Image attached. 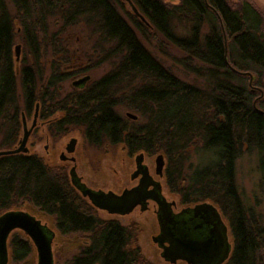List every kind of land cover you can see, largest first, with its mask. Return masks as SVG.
Listing matches in <instances>:
<instances>
[{
	"label": "trees",
	"instance_id": "trees-1",
	"mask_svg": "<svg viewBox=\"0 0 264 264\" xmlns=\"http://www.w3.org/2000/svg\"><path fill=\"white\" fill-rule=\"evenodd\" d=\"M8 1L0 0V149L13 148L21 110L30 115L38 103L42 118L60 114L50 131L80 126L89 145L122 144L129 155L162 153L169 192L185 203L210 200L227 219L232 248L223 264H264V223L246 210L235 183L243 152L255 151L264 170V13L252 0H130L145 21L122 0ZM80 23L93 37L87 67L107 62L110 68L83 90L60 94L58 82L70 73L54 57L68 56L64 33ZM16 36L30 57L20 61V95ZM156 37L182 52L178 63L201 84L152 54L142 39ZM48 54L51 73L44 81ZM118 105L138 118L121 116ZM198 144L215 160L191 168L189 149ZM24 203L51 217L60 236L82 239L62 264H147L136 227L101 217L63 165L51 166L36 153L1 155L0 214ZM8 248L19 262L33 244L18 231Z\"/></svg>",
	"mask_w": 264,
	"mask_h": 264
},
{
	"label": "rangeland",
	"instance_id": "rangeland-1",
	"mask_svg": "<svg viewBox=\"0 0 264 264\" xmlns=\"http://www.w3.org/2000/svg\"><path fill=\"white\" fill-rule=\"evenodd\" d=\"M122 1H124L125 9L132 12L127 1ZM163 1L167 3H177L179 0ZM228 1L232 3L236 2V0ZM7 2L9 3L8 0ZM252 2L264 13V0H252ZM176 29L179 32H182L180 27H177ZM92 41L93 37L90 35L88 28L81 23L68 28V30L64 33V43L66 45L68 56H64L63 58L62 56L60 57V55H56L54 58L58 59L57 62L59 63V69L70 74L66 79L58 82L60 94H64L75 88L72 82L85 74L90 75V80L87 82L88 85L90 82L98 79L109 70L110 66L107 62L101 63L92 68L87 67L89 62V56L87 57V55L91 54ZM142 41L156 58H158L165 66L170 67L179 77L197 84L202 83V81L195 78L193 74L186 73L183 70L177 61V59L182 56V52L167 40L162 37H156L150 38L149 40L142 39ZM16 47H18V49H16ZM23 50L24 46L22 40L20 36H16L13 47V57L15 61L16 73L18 75L17 91L19 95L20 86L18 70L20 67V61L24 55L26 60H30V57L26 55ZM49 54L44 56V81L51 73L50 64L53 56ZM59 57L62 60H60ZM262 81L264 82V75L262 77ZM43 83L44 82L41 84ZM19 102L22 104L21 98L19 99ZM116 110L121 116L126 117L129 120H136L138 118L134 111L129 110L123 105H118ZM21 112L22 113H20L19 117L20 131L18 140L23 134L24 120L26 128L30 129V134L26 142L28 153L38 154L47 164L51 166L63 165L68 174V170L73 163L61 160L59 155L61 152L65 151V145L68 143L70 138L75 137V150L71 155L75 157L74 165L77 174L81 176L82 180L86 182V184L93 188H100L103 190L111 189L114 191H120L124 186L131 184L129 174L134 169V154L129 155L126 148L122 144L114 145L104 143L101 146L89 145L83 136L82 127L80 126H70L66 129V131L60 134L55 131H50L49 126L52 122L53 116L42 118L40 104L37 109H35V107L33 108L30 115L26 114L23 110H21ZM127 112L136 115L137 118L132 119L126 115ZM35 113L36 116H34ZM57 116H60V114H55L53 118ZM34 119L35 123L32 125ZM1 136L2 131L0 130V139ZM17 144L18 141L14 144V146ZM156 155L157 153L153 155L145 153V162L150 165L152 171L155 167L154 160ZM214 160L215 156H213L209 151L202 149L199 144L192 146L189 149V161L192 163L191 168L201 167ZM191 168H187L188 173L191 172ZM164 180L165 177H163V182ZM235 183L246 210L252 213L254 218L258 219L259 222L264 223V170H262L259 165L258 155L255 151L243 152L236 159ZM164 192L166 193L168 199L178 202V196L170 193L165 186ZM18 209L30 212L37 218H40L41 221L46 223L49 227L54 229L52 218L39 212L36 208L24 203L23 205H20ZM98 212L103 218L114 217L124 225H133L136 227L135 242L139 246L141 254L145 258L147 264H170L165 262L160 257V250H158L156 244L151 239V236L157 232L155 216L152 213L149 211L140 212L138 209H135L133 212L124 216L111 215L102 210H99ZM18 231L20 230H13L11 234ZM81 241L82 239L74 236H60L58 232L55 231V237L52 240L54 264H62L66 258L77 250V245ZM36 262L37 255L34 246L32 252L24 260L19 262H13L10 259L9 250L7 264H36Z\"/></svg>",
	"mask_w": 264,
	"mask_h": 264
},
{
	"label": "water",
	"instance_id": "water-1",
	"mask_svg": "<svg viewBox=\"0 0 264 264\" xmlns=\"http://www.w3.org/2000/svg\"><path fill=\"white\" fill-rule=\"evenodd\" d=\"M129 4L131 10L144 20V17L138 12L136 7L130 0H125ZM18 49V47H16ZM89 75H84L80 80L74 84L85 82L89 79ZM36 105L35 109H37ZM127 116L136 119V115L127 112ZM36 116V113L35 115ZM35 118V117H34ZM35 119L32 125H34ZM30 134V129H27L23 120V134L18 140V144L13 148L0 149V156L12 153H26L28 148L26 142ZM76 144V138L72 137L65 146V151L73 152ZM60 159L66 158L65 153L59 155ZM142 159V152L136 155V160L139 162ZM73 160V158H71ZM156 170L161 171L164 164V156L158 153L155 156ZM70 183L74 188L97 209L106 210L109 213L125 214L130 212L133 207L142 202L147 194V185L140 184L128 190H124L121 194H115L112 191L104 192L102 190H95L80 181L77 176L75 167L72 166L69 170ZM159 204V221H165L168 226H161L160 235L153 237V241L157 242L162 248L161 256L164 260L171 263L176 262L177 259H184L190 264H222L228 257L231 251V245L228 242L226 227L223 224L217 229L213 228L207 235L200 237H190L189 233L179 234L175 227L171 226V215L165 207L168 203L164 199H157ZM208 210L213 214L212 222L217 218L215 208L207 203H199L192 209L194 212ZM217 220V219H216ZM174 221V220H173ZM217 223V222H215ZM170 225V226H169ZM176 222H174V226ZM214 223L212 222L211 227ZM210 227V228H211ZM13 230H20L26 235L33 244L36 255V264H54L52 253V238L54 231L46 224H43L39 218L30 212L23 209H8L0 214V264H7L9 258L8 239ZM189 234V235H188ZM168 244L165 245L164 242Z\"/></svg>",
	"mask_w": 264,
	"mask_h": 264
},
{
	"label": "flooded vegetation",
	"instance_id": "flooded-vegetation-1",
	"mask_svg": "<svg viewBox=\"0 0 264 264\" xmlns=\"http://www.w3.org/2000/svg\"><path fill=\"white\" fill-rule=\"evenodd\" d=\"M85 75H89V74H85ZM82 77H80L77 80L72 82V84L75 86V88H73V89L83 90L87 86V82L90 80V77L85 82L74 84V82L80 80ZM36 105L39 106L38 103ZM36 105H35V107H36ZM64 150H65V148H64ZM74 150H75V147H74ZM74 150H73V152H74ZM64 152H65V156H66L64 161L72 162L73 163L72 166L75 167V165H74L75 157L73 155H71L73 152H70V153H68L66 151H64ZM137 154L138 153L134 154V157H133L134 169L129 174V179L131 181V184L128 186H124L123 188H121L120 191H114L111 189L103 190L100 188H93V187L89 186L88 184H86V182H84L82 180L81 176L78 175L76 172L77 176L80 178V181L82 183H84L85 185H87L88 187L95 189V190H102L104 192L112 191L118 195L121 194L124 190L131 189V188L136 187L140 184H146L147 185V191L146 192H147L148 196H146V198L142 202L137 203L130 212L125 213V214L109 213L106 210L96 208L98 211L102 210L108 214L117 215V216L127 215V214L133 212L135 209H138V211H140V212L149 211L150 213H152L155 216L156 226H157V232L151 236V239L153 241V237L160 235L161 226H168V223H166L165 221H162V222L159 221V216H158L159 215V204H158L157 200L153 197H156L157 199H164L168 203V207H165V209H167V212L169 211V213L171 215L172 224H170V225L175 227V230L179 234H182L185 232V233H189L190 237L205 236V235H207V232H209L211 229H213V228L217 229V227L220 226V224H223L226 227V234H227L228 242L232 247V237H231V231H230L229 223H228L227 219L225 218V216L223 215L220 208L216 204H214L210 200H201V201H196V202L185 203V202H181L179 197H178V202L175 200H172V199H168V197L166 196V193L164 192V186L167 188L165 180L163 182V177H165V175H164V173H165L164 172V170H165V158H164V164L162 166V169L160 172H158L156 170V163H155V167L152 171L150 165L145 162V153L144 152H142V159L139 162H137V160H136ZM71 158H73V160H71ZM154 162H155V160H154ZM69 170H68V177H69ZM75 171H76V168H75ZM69 180H70V178H69ZM203 202L210 204L215 208L217 218H215L214 221H212L214 223L213 227H211L212 222L207 223L208 221L212 220V218H213L212 213H210L206 209L199 211V212H194L192 210L196 204L203 203ZM112 218H114V217H112ZM115 219H117V218H115ZM174 222H176L175 226H174ZM215 222H217V223H215ZM42 223L46 224L44 222H42ZM216 224L218 226H216ZM49 228H51V227H49ZM52 230L54 231V236L52 238V240H53L55 237V231L56 230H54V229H52ZM153 242L156 244L158 250H160L159 255L163 259V257L161 256L162 248L158 245L157 242H155V241H153ZM164 244L167 245L168 243L165 241ZM164 261L167 263H170V264H190L184 259H177L176 262H174V263H171V262L166 261V260H164Z\"/></svg>",
	"mask_w": 264,
	"mask_h": 264
}]
</instances>
